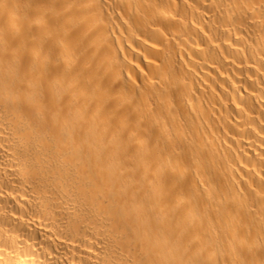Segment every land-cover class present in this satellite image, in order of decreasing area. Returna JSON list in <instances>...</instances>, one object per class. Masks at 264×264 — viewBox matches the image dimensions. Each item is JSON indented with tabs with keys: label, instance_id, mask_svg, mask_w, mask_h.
Here are the masks:
<instances>
[{
	"label": "bare ground",
	"instance_id": "bare-ground-1",
	"mask_svg": "<svg viewBox=\"0 0 264 264\" xmlns=\"http://www.w3.org/2000/svg\"><path fill=\"white\" fill-rule=\"evenodd\" d=\"M0 264H264V0H0Z\"/></svg>",
	"mask_w": 264,
	"mask_h": 264
}]
</instances>
